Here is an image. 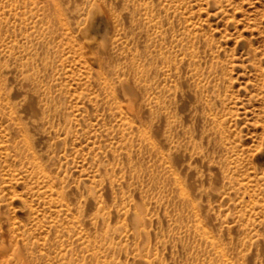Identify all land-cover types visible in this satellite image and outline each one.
I'll use <instances>...</instances> for the list:
<instances>
[{
  "label": "rangeland",
  "instance_id": "rangeland-1",
  "mask_svg": "<svg viewBox=\"0 0 264 264\" xmlns=\"http://www.w3.org/2000/svg\"><path fill=\"white\" fill-rule=\"evenodd\" d=\"M0 264H264V0H0Z\"/></svg>",
  "mask_w": 264,
  "mask_h": 264
}]
</instances>
